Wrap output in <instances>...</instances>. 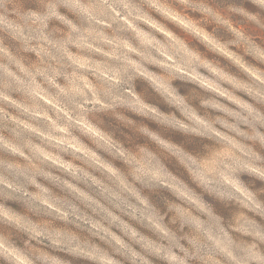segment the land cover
<instances>
[{"label": "clouds", "instance_id": "9594fccd", "mask_svg": "<svg viewBox=\"0 0 264 264\" xmlns=\"http://www.w3.org/2000/svg\"><path fill=\"white\" fill-rule=\"evenodd\" d=\"M0 264H264V0H0Z\"/></svg>", "mask_w": 264, "mask_h": 264}]
</instances>
